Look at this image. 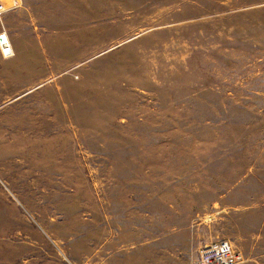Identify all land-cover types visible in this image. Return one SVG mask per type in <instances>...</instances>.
<instances>
[{"label":"rangeland","instance_id":"obj_1","mask_svg":"<svg viewBox=\"0 0 264 264\" xmlns=\"http://www.w3.org/2000/svg\"><path fill=\"white\" fill-rule=\"evenodd\" d=\"M6 16L54 37L42 74L63 72L0 93V264H198L219 238L264 264V0Z\"/></svg>","mask_w":264,"mask_h":264},{"label":"crops","instance_id":"obj_2","mask_svg":"<svg viewBox=\"0 0 264 264\" xmlns=\"http://www.w3.org/2000/svg\"><path fill=\"white\" fill-rule=\"evenodd\" d=\"M21 3L22 0H19L13 9L6 11L0 17V32L7 31V37L14 52L12 57L15 58L13 62L14 67H8L2 70L0 66V93L13 92L15 94H22L38 85L52 81L59 73L63 72L62 70L59 73H54L52 70L49 76L42 74L44 61H47L49 56L48 52L50 51L54 55L55 48H57V42L54 40V37L51 36L48 39L46 36L43 39L42 35L37 31V28H35L32 31L35 39H30L28 36L29 33L31 34L29 30L31 24L28 22V24L19 22L14 16L11 18L6 16L21 6ZM18 15H21V13H18ZM31 69H34V72L37 74V82L35 83L33 81L31 82L28 77L32 73ZM249 211V208H247V215H249ZM208 220L211 221L212 216H209Z\"/></svg>","mask_w":264,"mask_h":264},{"label":"built area","instance_id":"obj_3","mask_svg":"<svg viewBox=\"0 0 264 264\" xmlns=\"http://www.w3.org/2000/svg\"><path fill=\"white\" fill-rule=\"evenodd\" d=\"M19 0H0V17L8 10L13 9ZM14 54L7 34L0 32V55L10 58ZM198 264H240L244 255L236 250L228 238H219L204 244L199 249Z\"/></svg>","mask_w":264,"mask_h":264}]
</instances>
